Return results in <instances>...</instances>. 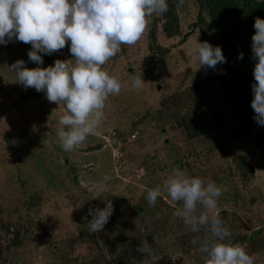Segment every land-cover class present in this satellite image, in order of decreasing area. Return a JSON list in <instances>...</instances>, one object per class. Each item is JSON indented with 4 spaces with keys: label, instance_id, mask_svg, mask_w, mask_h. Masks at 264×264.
<instances>
[{
    "label": "rangeland",
    "instance_id": "1",
    "mask_svg": "<svg viewBox=\"0 0 264 264\" xmlns=\"http://www.w3.org/2000/svg\"><path fill=\"white\" fill-rule=\"evenodd\" d=\"M176 10L180 36H168L163 15L153 14L138 41L122 44L102 65L121 81V90L107 98L95 132L71 151L61 148L57 136L64 106L50 102L45 93L32 87L25 89L9 68L18 59L28 68L37 66L28 59L31 45L16 40L0 45V264H50L52 260L54 264H82L98 248L103 254L100 264H112L116 253L111 254L115 249L109 244L114 238L127 239L116 245L117 250L129 247L152 222L167 220L171 228L163 238L155 234V247L145 244L129 249L137 251V258L144 256V264H191L200 251H182L179 224L185 223L176 214L181 202H172L163 188L154 205L145 199L149 189L162 186L176 169L222 187L214 211L218 216L224 213L221 220L233 237L264 227V142L255 128L258 147L252 135L244 133L219 84L217 68L197 69L192 50L197 39L206 41L198 25L200 15L208 25L206 12L194 0L178 1ZM41 55L40 67L56 59H73L69 42L51 55ZM134 76H142V88L131 87ZM204 79L215 84L212 101L204 106L209 129L190 138L193 149L196 145L192 155L190 150L185 152L188 141L181 124L195 115L193 106L185 102L194 92L192 86ZM36 136L43 140L36 144ZM65 156L70 157L74 171L68 170L69 164L63 165ZM101 191L109 193L97 196ZM102 196L112 201L114 211L93 235L84 214L89 215L90 207L102 208ZM2 223H10V231ZM12 228L23 231L24 243L5 249ZM168 240L174 243L172 251ZM241 243L248 251L247 243ZM147 248L148 254L143 255ZM254 264H264V250Z\"/></svg>",
    "mask_w": 264,
    "mask_h": 264
},
{
    "label": "clouds",
    "instance_id": "2",
    "mask_svg": "<svg viewBox=\"0 0 264 264\" xmlns=\"http://www.w3.org/2000/svg\"><path fill=\"white\" fill-rule=\"evenodd\" d=\"M167 10V0H0V45L14 40L30 44L28 59L37 65L28 68L23 59L16 60L9 67L16 82L25 89L32 87L45 93L50 102L65 108L57 131L63 150H73L95 132L103 118L107 98L121 90V81L103 70L102 65L122 44H135L153 14ZM253 27L255 83L251 85V108L256 123L264 126V19L255 18ZM66 42L73 59H56L52 65L40 67L41 54L51 55L64 48ZM192 54L197 69L204 66L215 69L218 63H226L221 46L208 41L197 39ZM238 58L242 59L243 54ZM144 82L142 76H134L131 87L140 89ZM162 188L172 202H181L176 214L192 231L208 226L214 239L205 237L200 241L201 251L207 254L205 264H254V254H249L244 245L226 241L230 232L214 211L222 193V187L215 181L189 176L176 169L162 186L147 191L145 199L149 205L155 204ZM102 193L109 192L101 191L97 196ZM101 199L102 208L88 209L92 233L101 231L114 211L110 199L106 196ZM198 205L202 210L198 211Z\"/></svg>",
    "mask_w": 264,
    "mask_h": 264
},
{
    "label": "trees",
    "instance_id": "3",
    "mask_svg": "<svg viewBox=\"0 0 264 264\" xmlns=\"http://www.w3.org/2000/svg\"><path fill=\"white\" fill-rule=\"evenodd\" d=\"M178 1L179 0H167L168 10L162 13L166 34L170 37L180 36L181 34L180 26L178 25L179 23L176 22V20L178 19L177 16L178 12L176 10ZM194 1L196 5H198V8L200 10L201 5L199 1L198 0H194ZM205 4H206L205 12L208 15L207 17L209 18V23L208 25L205 23L203 24L204 18L202 15H200V20L202 23H200L201 26L200 24L198 25L202 32V36L204 39H206V41L212 43V45L221 46L222 53L226 58V63H223V67L226 69L227 74L231 80V83L236 90L240 107L246 113V117L249 123L255 128L256 131H258L261 140H263L264 142V126L258 125L256 123V121L253 118L255 113L254 110L251 108V100L253 98L251 85L255 83L253 77L255 59L253 58L252 49H251V43H252L251 37L255 32V29L253 27L255 18L259 17L261 19H264V0H205ZM175 22L177 23L178 26L175 24ZM154 25L155 22L153 21L152 30H151L152 35L154 34V29H153ZM159 51L160 53H162L161 49ZM241 53L243 54L242 59L238 58V56ZM159 58H162V55H160ZM216 68L218 70L217 73L220 82L219 84L221 85L224 92L227 94L228 99L235 111V114L239 119V122H241L237 110L233 104L231 94L228 90V87L221 73L219 72L217 65ZM131 71L132 69L130 70V72ZM157 85L160 87L159 82L156 83V87ZM214 85L211 84L208 79H204L199 84H196V86L193 85L192 87L194 89L193 90L194 92H191L190 96L188 95L189 97L186 99L185 102L187 106H189V104L193 106L191 108V111H193V114H195L193 115V117L187 119L185 122H182L181 124L185 128L183 132L186 137V140L188 141V144L185 147V152L190 150V152H192V155L196 153L194 152L196 145L194 146L193 149L194 143L191 141L190 138L197 137L209 129V123L207 121V115H206L208 111L207 109H205L204 106L209 101L210 103L212 101L214 95V89H213L215 87ZM202 106H203V110L197 112V108ZM210 107H212V104L210 105ZM48 115H49V110L46 111L45 117L46 116L48 117ZM244 133L246 132L244 131ZM41 140H43L41 136H38L36 138V144L39 143ZM252 142L255 147H258L259 145L258 143H256L254 140H252ZM263 148H264V144H263ZM83 150L84 149L82 148V151ZM261 153L264 154V152L262 151ZM64 158H63V165L67 168L66 164H69L70 168H68V170L74 171L75 169H73L74 167L72 165L71 160L69 159L70 157L65 156ZM240 158L243 160V164L246 167L247 163L245 158L243 156H241ZM175 161H177V159H175ZM181 164L182 163L179 162L178 165L179 168H181L182 166ZM36 198H38L37 193H36ZM159 200L160 198H157L156 201ZM84 216L87 218L88 221L87 228L89 229V220L91 216L87 214H84ZM222 217H224V213H222V215H219L220 219H222ZM111 218L112 215L110 216L109 219ZM225 218H227V215H225ZM2 226L8 228V230L10 231L9 229L10 223L8 224L2 223ZM179 227L181 228L180 229L181 233L179 234V238H180L182 251L186 254H189L192 251L199 249L200 252L195 257H193L191 264H197V263L201 264L206 259L207 254L201 251L200 241L203 240L205 237H208L210 240H213V238L209 234L210 233L209 230H207V225L199 226L197 231H192L189 226L182 224V222L181 224H179ZM170 228L171 226L169 220L161 223L160 221L159 222L154 221L152 222L151 226L146 227V232L144 233L142 238L136 239L135 243L128 245L129 247L125 246L124 248L122 247L121 249L118 250L116 249V245L127 242L126 241L127 239L123 238L122 236L114 238L112 242L109 244L110 248L115 249L111 254L116 253V255L112 256L114 259L113 260L114 263L112 264H144V259H145L143 258L144 256L137 258L138 257V253H136L137 251L136 250L131 251L129 248H131V246L133 245L136 249L142 247L145 244L148 246L150 245V248H153L155 247L156 244L155 234L159 235L160 238H163L164 236L167 235ZM22 233L23 231H21L19 228H17L16 230L12 228L13 235L8 239L5 249H9L11 245H13L14 247H19V245H22L24 243L23 237L25 236V234ZM95 233H93V235ZM233 236H234L233 234L230 235L228 238H226V241L228 239V242L231 243H236V242L247 243L249 248L247 252L249 254H254L255 256L254 262H256L257 255H259L260 252L264 250V227L260 226L259 228L253 230L249 234L245 233L242 235L241 233H237V237H233ZM193 240H196L197 243L193 244ZM94 242L97 245V247H99L98 241L94 240ZM167 246L168 248H170L169 250L172 251V248L174 247V243L171 242V240H168ZM101 251L102 250L100 248H98L96 252L92 250V252L90 253V257L88 256L83 258L84 261L82 262V264H100L103 257ZM148 251H149L148 248L145 249L143 255H147ZM1 258L2 257L0 254V259ZM51 263L54 264L55 260H52Z\"/></svg>",
    "mask_w": 264,
    "mask_h": 264
},
{
    "label": "water",
    "instance_id": "4",
    "mask_svg": "<svg viewBox=\"0 0 264 264\" xmlns=\"http://www.w3.org/2000/svg\"><path fill=\"white\" fill-rule=\"evenodd\" d=\"M200 5H201V9L202 10H206V4H205V0H198ZM218 66V69H219V72L221 73L227 87H228V90L231 94V98H232V101H233V104L237 110V113L239 115V118L241 120V123L245 129V131L248 133V135H252L254 141H256L258 143V140H257V133L254 131V127L249 123L247 117H246V113L242 110V108L240 107V104H239V99H238V96H237V93H236V90L234 88V86L232 85L231 83V80L227 74V71L226 69L223 67V64H217ZM260 139V138H259Z\"/></svg>",
    "mask_w": 264,
    "mask_h": 264
}]
</instances>
